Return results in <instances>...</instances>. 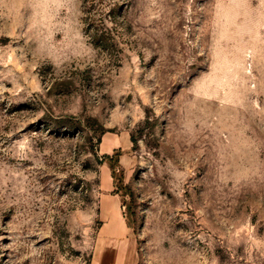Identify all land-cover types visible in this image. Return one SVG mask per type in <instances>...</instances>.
<instances>
[{
  "label": "rangeland",
  "instance_id": "1",
  "mask_svg": "<svg viewBox=\"0 0 264 264\" xmlns=\"http://www.w3.org/2000/svg\"><path fill=\"white\" fill-rule=\"evenodd\" d=\"M121 4L115 61L0 0V264H92L109 193L138 264H264V0Z\"/></svg>",
  "mask_w": 264,
  "mask_h": 264
},
{
  "label": "crops",
  "instance_id": "2",
  "mask_svg": "<svg viewBox=\"0 0 264 264\" xmlns=\"http://www.w3.org/2000/svg\"><path fill=\"white\" fill-rule=\"evenodd\" d=\"M118 147L112 146L106 155ZM100 219L92 264H138V245L123 218L118 195L102 196Z\"/></svg>",
  "mask_w": 264,
  "mask_h": 264
},
{
  "label": "trees",
  "instance_id": "3",
  "mask_svg": "<svg viewBox=\"0 0 264 264\" xmlns=\"http://www.w3.org/2000/svg\"><path fill=\"white\" fill-rule=\"evenodd\" d=\"M83 1L86 10L85 34L91 45L107 53L111 59L119 60L118 46L125 30L121 18L123 7L121 0ZM104 157L109 159V155Z\"/></svg>",
  "mask_w": 264,
  "mask_h": 264
}]
</instances>
